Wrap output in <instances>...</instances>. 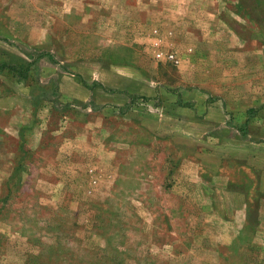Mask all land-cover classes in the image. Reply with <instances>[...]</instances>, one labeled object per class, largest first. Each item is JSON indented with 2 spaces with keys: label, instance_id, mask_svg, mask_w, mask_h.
Listing matches in <instances>:
<instances>
[{
  "label": "rangeland",
  "instance_id": "obj_1",
  "mask_svg": "<svg viewBox=\"0 0 264 264\" xmlns=\"http://www.w3.org/2000/svg\"><path fill=\"white\" fill-rule=\"evenodd\" d=\"M2 62L0 264H264V0H0Z\"/></svg>",
  "mask_w": 264,
  "mask_h": 264
},
{
  "label": "trees",
  "instance_id": "obj_2",
  "mask_svg": "<svg viewBox=\"0 0 264 264\" xmlns=\"http://www.w3.org/2000/svg\"><path fill=\"white\" fill-rule=\"evenodd\" d=\"M10 64H12V63H10ZM10 64H8V62H2L1 64H0V69H5V67H7L8 66V68H11L12 70L14 69V70H17V66L15 65V64H12V65H10ZM28 64V63H27ZM27 66H29V65H27ZM26 70H27V67H26ZM26 70H25V72H26ZM21 74V73H20ZM21 75H23V74H21ZM20 75V76H21ZM21 77H24L25 78V76H21Z\"/></svg>",
  "mask_w": 264,
  "mask_h": 264
}]
</instances>
